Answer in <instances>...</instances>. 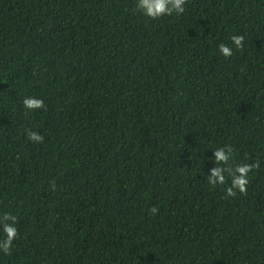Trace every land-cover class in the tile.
Segmentation results:
<instances>
[{
  "label": "trees",
  "instance_id": "obj_1",
  "mask_svg": "<svg viewBox=\"0 0 264 264\" xmlns=\"http://www.w3.org/2000/svg\"><path fill=\"white\" fill-rule=\"evenodd\" d=\"M4 213L0 264H264V0H0Z\"/></svg>",
  "mask_w": 264,
  "mask_h": 264
},
{
  "label": "clouds",
  "instance_id": "obj_2",
  "mask_svg": "<svg viewBox=\"0 0 264 264\" xmlns=\"http://www.w3.org/2000/svg\"><path fill=\"white\" fill-rule=\"evenodd\" d=\"M186 0H135V7L140 12L141 15L148 19H158L161 16L171 15L173 13L179 15L184 12V5ZM243 37L233 36L231 41L236 49L241 47ZM218 51L225 58L232 55V49H230L225 44L218 45ZM23 107L34 112L43 108V100L36 97H24L22 100ZM27 138L32 141L39 143L42 137L36 132H29ZM231 155V148H217L213 151L211 157L215 166L210 169V174L208 175V183L210 185H218L225 183L224 172L226 168L220 167L219 165H226ZM252 166L248 164H243L237 166L235 169L236 175L232 176L231 186L226 188V194L228 196L235 195L234 190H238L239 193L243 194L246 191V185L248 183L247 174ZM151 211L155 212V209ZM16 217L8 213H4L3 217L0 218V231L3 235L0 236V252L8 254L12 243L16 237L17 229L15 227Z\"/></svg>",
  "mask_w": 264,
  "mask_h": 264
}]
</instances>
